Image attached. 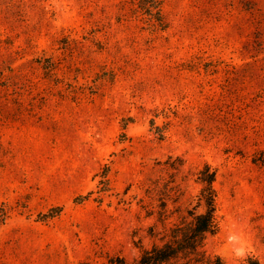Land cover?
<instances>
[{"label":"rangeland","instance_id":"rangeland-1","mask_svg":"<svg viewBox=\"0 0 264 264\" xmlns=\"http://www.w3.org/2000/svg\"><path fill=\"white\" fill-rule=\"evenodd\" d=\"M159 6L0 0V264H134L204 164L206 254L264 264V0Z\"/></svg>","mask_w":264,"mask_h":264},{"label":"trees","instance_id":"trees-1","mask_svg":"<svg viewBox=\"0 0 264 264\" xmlns=\"http://www.w3.org/2000/svg\"><path fill=\"white\" fill-rule=\"evenodd\" d=\"M138 4L143 13L151 20L164 26L159 0H138ZM257 162L264 166V152L260 154ZM106 177L107 170L103 169L100 178L105 180ZM214 178V171L209 165L204 164L197 175L200 188L195 205L201 210H188L190 218L188 221L173 223L170 227L164 228L166 239L161 243H152L149 248L142 249L134 264H225L219 256L211 257L206 254L204 249L206 236L213 235L217 231ZM83 198L85 199V197ZM61 210L62 207L54 206L39 214L38 217H52L59 214ZM157 219L164 224L166 217L159 214ZM110 263L126 264L122 257L111 258ZM238 264L260 263L257 258L248 255Z\"/></svg>","mask_w":264,"mask_h":264}]
</instances>
